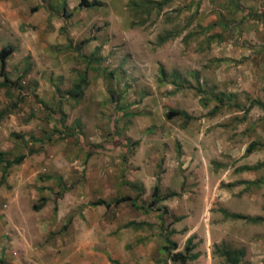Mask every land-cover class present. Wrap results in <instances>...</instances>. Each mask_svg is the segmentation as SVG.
<instances>
[{
    "label": "rangeland",
    "instance_id": "obj_1",
    "mask_svg": "<svg viewBox=\"0 0 264 264\" xmlns=\"http://www.w3.org/2000/svg\"><path fill=\"white\" fill-rule=\"evenodd\" d=\"M96 1L0 0V151L25 155L0 186L3 264H171L166 238L188 264H264V0ZM156 179L171 197L149 209ZM120 196L139 209L89 205Z\"/></svg>",
    "mask_w": 264,
    "mask_h": 264
},
{
    "label": "trees",
    "instance_id": "obj_2",
    "mask_svg": "<svg viewBox=\"0 0 264 264\" xmlns=\"http://www.w3.org/2000/svg\"><path fill=\"white\" fill-rule=\"evenodd\" d=\"M78 8H96L100 7L101 3L96 0H78L77 4ZM61 16L64 19H67L70 17V13L66 12L65 10V5L64 2L61 3ZM85 41L80 42V44H84ZM13 52V47L11 45H6L2 48H0V76L3 79V82H8L6 76H5V61L8 56L11 55ZM23 73H26V70H24ZM86 86V73L82 72L79 74L76 78V80L72 83L70 89L66 91V94L68 97L71 99L77 101L82 97L83 89ZM257 106L260 108L264 109V105L260 104L259 102H255ZM164 117L167 120H170L174 117H183L184 119L188 120L189 117L181 111H176V110H168ZM254 143H250L246 149H245V154L250 153L254 148H255ZM25 158V155L21 154L18 156L13 157L12 159L6 158L5 154L0 151V166H1V173H0V186L4 184L5 182V177H6V171L8 168L19 165L23 159ZM264 165V164H263ZM254 168H257L255 166ZM253 168V169H254ZM49 176H43L41 180H48ZM54 181L57 185L58 191L55 195V200L60 199L65 191V185L61 181L60 177H54ZM126 186L132 188L133 186L129 184L128 182L125 183ZM152 199L150 200L148 204L149 209H153L156 207V205L169 197H171V194H166L163 196L159 195V190H158V180L156 179V182L154 186L152 187ZM138 201V196H135L134 198H131L130 196H120L116 197L110 201H105L103 199H98L94 202H91L89 205L90 206H102L104 208H109L111 206H117L121 203L128 202L134 209H139L140 206L136 204ZM46 203V198L40 197L38 199V204L33 205L32 209L37 211L40 208L43 207V205ZM228 217L232 219H240V220H247V221H259V217H254V218H248L246 216H241V215H229ZM141 225L140 223H135L133 221L128 222L124 225V227H137ZM166 244L160 248V250L166 255L167 260L171 264H188V262L193 261L197 258V255L192 252L193 250V245L191 244V240L187 239L185 245L183 246L182 251H177L176 244L174 242H170L166 238ZM220 256L223 258V261L225 264H245L244 262L241 261V258L243 257V252L240 249H224L221 248L220 250ZM0 264H3L2 260L0 259ZM110 264H120L116 260H110Z\"/></svg>",
    "mask_w": 264,
    "mask_h": 264
},
{
    "label": "crops",
    "instance_id": "obj_3",
    "mask_svg": "<svg viewBox=\"0 0 264 264\" xmlns=\"http://www.w3.org/2000/svg\"><path fill=\"white\" fill-rule=\"evenodd\" d=\"M41 10L43 11V9H41ZM15 52H16V50H15V47H14L13 48V52L11 54L14 55ZM251 230H249V231H251ZM257 238H258V240L256 242H254L255 245L253 246V248H254V250L256 249V251H258V253L264 254V236H262V237L257 236Z\"/></svg>",
    "mask_w": 264,
    "mask_h": 264
}]
</instances>
